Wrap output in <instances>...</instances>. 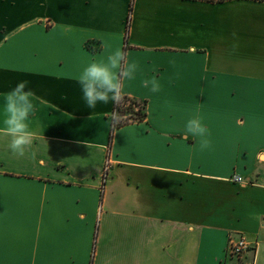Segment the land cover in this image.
<instances>
[{
	"label": "crops",
	"instance_id": "crops-1",
	"mask_svg": "<svg viewBox=\"0 0 264 264\" xmlns=\"http://www.w3.org/2000/svg\"><path fill=\"white\" fill-rule=\"evenodd\" d=\"M115 48L145 113L118 127L76 81ZM20 81L35 136L0 137V264H264V0H0V94Z\"/></svg>",
	"mask_w": 264,
	"mask_h": 264
},
{
	"label": "clouds",
	"instance_id": "clouds-1",
	"mask_svg": "<svg viewBox=\"0 0 264 264\" xmlns=\"http://www.w3.org/2000/svg\"><path fill=\"white\" fill-rule=\"evenodd\" d=\"M235 35V34H234ZM106 58L92 61L82 68L76 77L82 98L88 108L98 103L112 102L118 105L123 100V81L132 80L138 70L135 61L129 62L127 54L120 48L105 49ZM28 81H20L9 91L2 93L3 104L0 108V137L7 138V149L14 156L23 157L32 146L35 136L32 130V117L35 114V93L28 88ZM144 88L152 93L160 91L156 77L142 81ZM184 134L199 138L201 150L211 147L210 131L199 116L188 118Z\"/></svg>",
	"mask_w": 264,
	"mask_h": 264
},
{
	"label": "built area",
	"instance_id": "built-area-1",
	"mask_svg": "<svg viewBox=\"0 0 264 264\" xmlns=\"http://www.w3.org/2000/svg\"><path fill=\"white\" fill-rule=\"evenodd\" d=\"M129 102L123 103L122 101L114 107L113 116L114 123L119 121L120 119V112L125 113L124 110L128 107ZM138 108L135 107V110L137 111ZM138 119H135L134 121H137ZM107 170V167H106ZM234 181H239V177H234ZM249 249V243L245 240V238L240 237L237 240H230L227 246V253L234 258L240 259L244 253Z\"/></svg>",
	"mask_w": 264,
	"mask_h": 264
},
{
	"label": "trees",
	"instance_id": "trees-1",
	"mask_svg": "<svg viewBox=\"0 0 264 264\" xmlns=\"http://www.w3.org/2000/svg\"><path fill=\"white\" fill-rule=\"evenodd\" d=\"M129 102L128 107L126 108L125 117H120L118 122L114 123V126H121L124 125L128 122L134 121L135 119L142 120L145 118V113H144V106L138 102H135L131 99L125 98L122 100L123 103ZM135 107L138 108L137 111L135 110Z\"/></svg>",
	"mask_w": 264,
	"mask_h": 264
}]
</instances>
